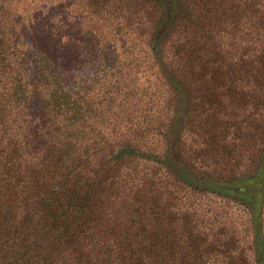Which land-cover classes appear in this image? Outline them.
<instances>
[{
	"label": "trees",
	"instance_id": "16d2710c",
	"mask_svg": "<svg viewBox=\"0 0 264 264\" xmlns=\"http://www.w3.org/2000/svg\"><path fill=\"white\" fill-rule=\"evenodd\" d=\"M20 1L0 0V264H264V0Z\"/></svg>",
	"mask_w": 264,
	"mask_h": 264
},
{
	"label": "rangeland",
	"instance_id": "374dc122",
	"mask_svg": "<svg viewBox=\"0 0 264 264\" xmlns=\"http://www.w3.org/2000/svg\"><path fill=\"white\" fill-rule=\"evenodd\" d=\"M26 3L28 2L17 0V5H15L13 8H17V10L21 11V9L26 8ZM195 198V204L198 205L204 213H206L204 214L202 212L206 217L216 218L220 221H225L226 218L231 217V219L237 220L238 222H240V219L247 217L246 212L242 207L225 204L224 201L214 197L204 198L202 196H198Z\"/></svg>",
	"mask_w": 264,
	"mask_h": 264
}]
</instances>
